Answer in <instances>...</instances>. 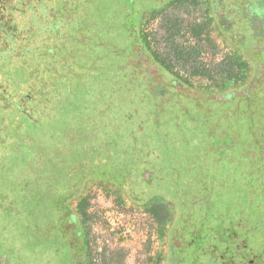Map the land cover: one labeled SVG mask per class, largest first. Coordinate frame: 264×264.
<instances>
[{"label":"trees","instance_id":"trees-1","mask_svg":"<svg viewBox=\"0 0 264 264\" xmlns=\"http://www.w3.org/2000/svg\"><path fill=\"white\" fill-rule=\"evenodd\" d=\"M220 1L152 0L148 6L143 5L137 17L148 10L153 16L164 13L169 6L175 9L203 4L216 18L214 5ZM229 1L239 2V7L242 4L264 12V0ZM212 17L208 15L202 23L190 25L189 31L196 38V44L201 42L210 22H214ZM135 18V15L128 16L125 34L129 43L148 54L140 53V57L155 68L153 79L144 78L145 74L134 63L131 64L134 73L129 75L124 69L125 59L120 61L116 57L118 61L114 62V58H106L97 75L103 82L100 87L107 85L94 92L95 80L91 78L95 73L92 69L95 60L87 55L84 74L71 76L78 81L71 88L69 84H60L59 79L55 84L43 81L34 86L28 72L17 69L21 83L16 82V85L21 99L19 104L13 105L5 102L10 89L0 83V98L4 101H0V108L14 112L12 117L5 115L0 122L6 127L2 132L8 138L13 135L12 130L21 129L15 137L19 142L15 154L7 139L0 144V159L8 162L12 156L15 160L11 171L7 167L2 170V179L7 181L14 173L23 176L19 188L23 195L10 206L16 204L20 208L23 200L26 208L22 212L28 213L26 217L31 222L32 232L21 230L19 240L29 243L38 238L40 235L35 231L39 221L44 225L39 224L40 230L47 235L52 233L53 238L46 245L48 257L39 258L37 263L34 260V264H92L85 231L88 219L84 198H80L76 210L70 208V202L81 197L84 187L91 182L102 188H112L119 199L124 196L135 206L147 207L159 227L165 230L166 251L157 257L156 264L161 261L163 264H259L264 260V244L259 247L257 244L260 229L253 221H242L241 214L251 202L256 210L264 211V190H261L264 187V153L258 154L261 158L258 161L248 154L243 155L242 139L244 133L245 137L250 133L236 128L238 124H231L229 128L220 125L215 130H211L210 124L213 120H222L221 100L233 97L232 101L238 102L240 109L253 108V100L246 105L239 98H247L254 90L250 89L249 82L216 93L195 90L188 78L174 72L169 61L160 60L152 51L147 42L149 35L143 34ZM263 18L258 15L247 26ZM104 39L107 45L118 41L107 36ZM104 39L102 37L99 42L103 43ZM230 59L232 66L224 71L225 77L231 84L240 83L246 76L247 63L237 56L233 62ZM207 73L194 64L189 75L209 79ZM12 80H15L12 73H8L6 83ZM129 82L132 85L129 86ZM130 87L132 89L127 92ZM42 89L52 91L45 94L41 93ZM190 93L193 95L189 96ZM263 98L258 101L264 102ZM27 105H31L30 109ZM263 110L262 107V113ZM75 129H82L88 140L99 142V147L103 148L99 157H91L96 143L92 152L86 146L68 145L72 140L69 133ZM234 129L240 130L242 139L232 145L227 135ZM212 144L218 148L219 155L207 159L205 151ZM227 171L230 177L224 180ZM31 172L36 174L35 180L41 185H35ZM252 187L255 188L253 194L248 192ZM50 194L57 196L51 206L49 200L41 198ZM40 215L46 219L45 224L37 219ZM261 240L264 241V235ZM65 253L67 261L62 258Z\"/></svg>","mask_w":264,"mask_h":264},{"label":"rangeland","instance_id":"rangeland-1","mask_svg":"<svg viewBox=\"0 0 264 264\" xmlns=\"http://www.w3.org/2000/svg\"><path fill=\"white\" fill-rule=\"evenodd\" d=\"M80 1L85 3L87 17L89 19L95 18V20L100 23V26L103 25V28H105L104 31L107 33L106 36L111 39L114 37V40L117 39L119 43H124L123 47L128 46L129 43L124 30L128 16L130 17L131 15L132 17L135 15V19H138L137 24L139 29L143 34L147 33V35H149L147 37V42H149L152 51L160 60L169 61L174 66V72H177L184 78H188L189 84L193 86L195 90L203 93H216L219 92L220 89L227 90L228 88H237L243 83L248 82L250 71H252L254 75L252 85L258 79L259 74L262 76L261 79H264V18L259 21V23H255V25L253 24L245 27L243 38L239 41V46L245 54L242 56L243 60L245 57V60L250 61L249 65L251 70L249 68L246 70L247 73L243 81L231 84V81L225 77L224 71L227 72L230 66H232V64L229 63V58H231L230 62H233L238 52L229 41L222 38V34L219 32L215 22L211 21L210 25L206 27L199 44H196V38H194L189 31L191 24H200L207 20L208 15H211L209 8L206 11L203 4L197 7L183 6L175 9H171V6H169L164 13L154 14L153 16L148 10V12L143 13L142 16L138 18L137 12L141 10L143 5L148 6L151 4L152 0ZM63 2L65 3V0H63ZM70 3L79 2H77V0H69L68 4ZM232 3L234 6H238L237 2ZM59 12L63 14L62 11ZM174 18L176 21H172L175 20ZM97 30L95 31L96 34L98 32ZM99 37H104V35L101 34ZM102 41H104V44L106 43L105 40ZM91 43H94L93 47L95 50L94 52L86 54V56L88 55L95 60L93 61L94 66H92L95 73L91 79L95 80L94 92H99L101 87L103 88L107 84L100 87L103 82L99 81L100 79L97 74L101 73L100 70L103 66L102 61H97L95 57H99L100 55L109 59L117 57L123 60V53L113 46H106L101 42L96 44L95 41L92 40ZM179 55L183 56V58H180ZM189 55L191 58H189ZM100 59L102 58L100 57ZM194 64L207 70L209 79H207L206 76L198 75L193 77L189 75ZM117 82L120 83V81ZM130 83L131 82H129V86L132 85ZM115 85L119 84H114L113 86ZM113 86L112 88H114ZM262 87H264V85H262ZM260 88L261 86L258 87V89ZM130 89H132V87L126 89L127 92H130ZM263 96L264 93H262V97L259 94L260 99H262ZM259 107H263L264 109V102L261 103L256 100L251 109L255 114H259L258 111H261ZM257 117L255 121H252V125L241 124L240 127V129L249 131L250 135L246 134L248 138H257L256 146H258L257 141L260 138V140H262L263 137L264 140V125H260L264 124V119H257ZM61 129L64 130L65 128ZM20 131L21 129L19 128L12 130L13 135L8 137V143L10 147L13 148L12 150L18 146L19 142L15 141V137H18ZM69 137L72 139L68 142L70 147H74L75 145L82 147L86 146L89 152L95 149L93 145H95L96 142L88 140L82 129L71 131ZM253 146V149L248 151V155L254 157L257 161L261 160L258 156V148L255 147V145ZM237 147L239 148L238 145ZM240 148H242V146ZM101 151H103V148L99 147L98 142L96 143V149L93 152L91 151L94 155L91 157L93 159L94 157H99ZM205 155H207V159L216 157V155H219L218 148L212 144L206 149ZM14 165L15 160L12 156L8 162L0 160V255H4L7 262L6 264H34V260L35 263H37L39 258L48 257L46 245H48V241L53 238V234L49 233L47 235L43 230L41 231L38 221L35 234L40 236L31 240L29 243L22 241L23 239L19 240L21 230L30 233L32 232V227H30L31 222L27 221L26 215H28V213L22 212L23 209L26 208V204H23V200L20 208L16 204L15 207L10 206V203H17L16 200L18 197L23 195L20 194L19 189L23 176L14 173L7 181L2 179V170L7 167L9 171H11L15 167ZM228 166L229 163L226 169H228ZM31 175L35 185H41V183H37L35 180L36 174L31 172ZM225 175L226 176L223 177L224 180L228 179V176L230 177L228 171ZM37 188L35 187V189ZM261 190H264V187H262ZM248 192L253 194L255 188L253 189L252 187L248 189ZM24 195L26 196V194ZM53 195L54 194L43 195L41 198L43 200H49V205L51 206L50 203L57 200V196L53 197ZM225 197H228V195H225ZM80 198H84L86 206L85 211L88 220L85 224V231L87 230L92 264H156L157 257L164 255L166 251L165 230L163 231L159 227L158 222L150 215L147 207L135 206L124 196L119 199L112 188H102L91 182L86 184L81 197L70 202V208L72 210L77 209ZM19 211L20 215H18ZM241 216L243 218L242 221H253V223L258 226V229H260L259 232L264 235L263 210H256L251 202L249 206H246ZM38 218H40L39 220L44 224L47 222L41 215L37 216V219ZM35 219L36 216L34 214L33 220ZM231 220L234 221V218ZM261 234H258L257 238L258 247L264 244V241L261 240ZM44 236H47V239ZM65 254L61 257L67 261V254ZM160 264H163V261H161Z\"/></svg>","mask_w":264,"mask_h":264},{"label":"flooded vegetation","instance_id":"flooded-vegetation-1","mask_svg":"<svg viewBox=\"0 0 264 264\" xmlns=\"http://www.w3.org/2000/svg\"><path fill=\"white\" fill-rule=\"evenodd\" d=\"M68 1L65 0L64 3L63 0H0V83H4L10 89V93L6 95V103L16 105L19 104L18 101L21 99L20 91H18L16 85L18 82L21 83V77L18 78L17 69L28 72L30 78H32L31 83L34 86L43 81H49L52 84L54 82L55 84L59 79L60 84H69L68 86L71 88L78 82L75 81L76 77L72 78L71 76L79 73H82L80 77L83 76V69L88 64L86 54L95 50L93 47L94 43H91V41L93 40L98 44L102 38L99 36L103 34L105 37L107 33L104 31L105 28L101 27L95 18L89 19L87 17L85 3L77 0L79 3L68 4ZM237 7H233L232 1L224 0L222 3L221 0L219 4L214 5L213 11L216 18L212 17L214 14L211 10L209 12H211L210 16L214 19L219 32L222 34V38L232 44L239 54L236 56L240 58V61H245L247 69L251 70L250 61L245 60V57L244 60L242 58L245 54L239 46V41L243 38L247 23H253L258 15L264 17V12H258L255 8L245 7L242 4L239 8ZM59 11H62L63 14ZM137 28L135 26V29ZM135 29L132 28L131 30L135 31ZM96 30L98 35L95 33ZM132 35H135V33L133 32ZM104 40L106 41V39ZM111 40H114V37ZM116 42L117 44L113 45L101 43L106 46H113L119 51L124 50L126 54L122 57L126 61L124 62V69L127 74L131 75L134 73L132 72L134 70L133 65H131L134 63L141 70V73L145 74L144 78L153 79L152 73L155 72V68L151 63L140 57V53L145 54V56L148 54L143 49L134 46L132 42L128 43L126 47H123V43ZM95 59L101 62L106 58L99 55ZM114 59V62L118 61L116 57ZM8 73H12V77L15 79L9 84L6 83L8 82ZM251 74L252 71H250L248 84L254 92L247 98L240 96L241 99L239 98V100H243L244 104L249 103L251 100L254 102L257 100L258 102V99H260L259 94L264 93V87H262L264 79H261V74H259L253 85L254 75ZM14 75L17 77L14 78ZM260 86L261 88L258 89ZM49 91L52 90L42 89L41 93L48 94ZM34 92L37 93L36 90ZM55 92L59 93V91ZM191 95L193 94L190 93L189 96ZM232 100L233 97L219 101L223 105L222 114L220 115L222 120L210 122L211 130L218 129L220 125L229 128L231 124H238L236 128H240L241 124H249L251 121H255L257 116V119H264L262 111H258L259 114H255L249 106L240 109L241 105ZM30 106L27 105L29 109ZM11 114H14L13 110L2 111L0 108V122L3 121L5 115L12 117ZM2 128L6 130L3 124L0 125V144H3L5 139L8 140L4 136V132H2L4 131ZM227 136L231 138L232 145L242 139L240 130L236 129L231 131V135ZM242 140L245 145L243 155L248 154V151L253 149V145L258 148L259 154L264 153V142L262 140L260 142L258 140V146H256L257 138L245 137V133ZM262 262L264 260H261L259 264H262ZM0 263H7L4 255H0Z\"/></svg>","mask_w":264,"mask_h":264}]
</instances>
